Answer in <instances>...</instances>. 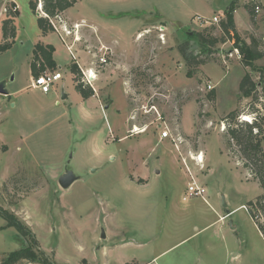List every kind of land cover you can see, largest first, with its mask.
<instances>
[{"label": "rangeland", "instance_id": "374dc122", "mask_svg": "<svg viewBox=\"0 0 264 264\" xmlns=\"http://www.w3.org/2000/svg\"><path fill=\"white\" fill-rule=\"evenodd\" d=\"M15 1L17 35L13 48L0 52V70L13 67L3 79L26 90L14 94L15 107L2 101L0 138L23 151L15 157L0 149V205L35 233L40 248L60 264H264V237L247 208L262 187L234 141L226 145L224 123L232 111L249 109L251 98L239 101L247 72L264 91V57L245 67L233 41L210 53L191 38L195 31L221 36L219 21L201 25L199 17L221 19L234 2L241 37L264 41V0H77L68 14L97 25L129 63L87 99L69 68L82 65L79 54L73 50L74 58L56 34L46 42L58 47V88L56 82L49 95L28 88L33 47L45 40L38 11L45 14L31 0ZM254 4L262 8L256 17L249 12ZM3 7L0 0V13ZM187 40L206 63L188 67L178 50ZM166 125L184 138L180 149L161 137ZM67 168L80 179L63 188ZM191 174L204 196H186ZM6 223L0 216V264L24 243Z\"/></svg>", "mask_w": 264, "mask_h": 264}, {"label": "trees", "instance_id": "16d2710c", "mask_svg": "<svg viewBox=\"0 0 264 264\" xmlns=\"http://www.w3.org/2000/svg\"><path fill=\"white\" fill-rule=\"evenodd\" d=\"M40 0H31L32 9L37 12ZM42 9L45 15H39L38 24L44 35L54 32L55 27L51 21L65 10L73 6L77 0H41ZM260 4H254L250 7L252 17L257 16L256 7ZM236 3H232L225 9L224 15L219 20L215 28L222 32L221 36H206L204 32H194L191 38L200 43L203 47H209L212 53L217 44L231 40L241 55V62L245 67L254 68V62L264 57V41L255 34H250V41L244 40L237 28L234 12ZM264 8V7H263ZM262 9V8H261ZM7 17L2 22L3 41L0 42V52L10 49L17 35L15 18L19 10L7 7ZM178 50L190 69L204 64L208 59H198L194 54L190 40L179 44ZM55 47L52 44L38 41L33 49L31 60V72L35 77L46 71H56L58 64L54 58ZM74 75L75 87L87 99L95 94L93 86L83 81L84 75L77 62H72L69 66ZM191 75V72L188 73ZM213 97V96H212ZM251 98L249 109L241 111L236 109L224 118L227 131L226 145L232 148V141L238 147L239 155L245 160V166L250 168L255 174L262 187V193L247 204V208L253 217L258 229L264 237V112L260 106H264V91L259 92L258 84L250 72H247L240 82V97ZM214 99V98H212ZM251 114L253 120H238L239 114ZM14 180V178H12ZM7 188V187H6ZM0 216L6 220L5 227H14L19 235L23 237V246L17 250L5 254L2 258V264H20L22 261L39 262L42 264H60L50 258L44 250L40 248L39 241L32 230L13 212L0 205Z\"/></svg>", "mask_w": 264, "mask_h": 264}, {"label": "crops", "instance_id": "0c3cea01", "mask_svg": "<svg viewBox=\"0 0 264 264\" xmlns=\"http://www.w3.org/2000/svg\"><path fill=\"white\" fill-rule=\"evenodd\" d=\"M9 2H14L17 5V7H18V4H17V2L15 0H10ZM228 2H230V0ZM227 8H228V5L224 6L222 11L224 9H227ZM18 10H19V7H18ZM236 10H238V8H236ZM236 10H235V13H234L235 21H236ZM67 11L68 10H65L61 14V17L63 19V24L68 26V28H70L72 30V34H70V35L64 34V32H62L63 31L62 30L63 24H61L59 21H57L56 24L58 25V28H59L60 32H58L56 30L54 32H50V33L44 35L42 33V31H41V33H42L43 37L45 38V40L41 39L39 41H43L44 43L52 44L55 47L54 58H55L57 64L59 63L58 59H57V56H56L57 55V51H58V47H57V45L53 44L52 42H48V41L46 42V39H48L51 36L56 34V35H58L59 39L64 44H66L65 46H66L67 50H69L67 45L68 44L72 45L73 46V50L79 54L78 57H79V59H81L82 65L80 64V62H78V64L81 67V69L83 71H85V72H87L88 70L92 69V72L97 74V76H96V78L94 80V83H96V81H97L98 89L95 88V94L93 96L94 97H98L99 96V89L100 88H104L105 84L107 83V81L110 80L115 75H118L119 73H125L127 71L129 63H127L125 61H121L118 58L115 47L110 42L106 41L102 37V35L100 33V30L97 27V25H95L94 23H91L85 17H82L80 20L79 19H74L73 17H71L68 14ZM18 15H19V13H18ZM6 17H7V14H6L5 8H2L1 13H0V42L3 41L2 22H3V20ZM77 24L79 26L75 27V25H77ZM236 25L238 26L237 23H236ZM238 28H239V26H238ZM241 30L242 29L239 28V31H241ZM69 40H70V42H69ZM12 48H13V46L10 49H12ZM101 48H103V49L101 50ZM105 48H107V50ZM33 49H34V47H33ZM141 53H142V50L140 48L138 50V52H137V57L138 58H141V55H140ZM106 54L111 55V57H110V60L108 62L103 63V66L106 69V72H102L101 69H100L101 65L98 64V60L97 59H98V57H101V56L106 55ZM32 56H33V51H32V55H31V60H32ZM30 66H31V61H30ZM12 71H13V67L8 69L7 73L3 72V70H0V80H2L6 74H10ZM3 80L6 81V88L8 89L9 93L7 95L0 94V106L2 105V101L4 99H8L10 102H13L12 106L15 107L18 102L13 100V96H14V94H17L19 92L25 91L26 90V85L23 86V87L17 88V89H14V88L12 89V88L8 87L9 86L8 85V81L6 79H3ZM33 81H34V76H33V79L31 81L30 87H28V88L36 90L38 88L32 87V82ZM59 81H57V83H56L57 84V88L59 86V84H58ZM38 90L40 91V89H38ZM50 93H51V91L49 93H43V94L44 95H49ZM56 94H57V92H56ZM62 95H63V98H68L69 97V94L67 92H65V89L63 88V86H62ZM0 113H1V111H0ZM22 147L23 146L21 144H20V146H19V144H17V145L15 144V146H13L3 136L0 138V149L3 152H5V153H12L13 154L15 152L14 156L18 155L21 151H23ZM9 173H10V170L7 172V174H9ZM227 214H229V213H227ZM225 216L226 215H223L221 218H225Z\"/></svg>", "mask_w": 264, "mask_h": 264}, {"label": "built area", "instance_id": "2783aa9c", "mask_svg": "<svg viewBox=\"0 0 264 264\" xmlns=\"http://www.w3.org/2000/svg\"><path fill=\"white\" fill-rule=\"evenodd\" d=\"M9 1L10 0H4V7L3 8H5V11L7 12L8 5L11 6L13 10L16 11L18 9L17 5L14 2H9ZM38 6H39V9L41 11H43V9H42V1L41 0L39 1ZM259 9H260V7L257 6L256 7L257 13L260 11ZM39 12L40 11H38V13ZM43 14H45V13L43 12ZM201 18L202 17H199L201 25H204V24H215V23H217L220 20V18L218 16H216V15L211 17V18H204V19H201ZM51 21H52V23H53V25L55 27V31L57 30L58 32H60L56 22L59 21L61 24H63V19H62L61 15H58L55 18H52ZM78 26H79L78 24L75 25V27H78ZM163 28H164V26H163ZM62 30H63L62 32H64V34H66V35L72 34V30L70 28H68V26H66L64 24H63ZM67 46H68V49L71 52L72 56L76 58V56H75V54L73 52V46L69 45V44ZM102 49L103 48H101V50ZM105 49L107 50V48H105ZM100 61H101V63H106L107 62V59H106L105 55L100 57ZM83 74H84L83 81L85 83L93 86L94 80H95L97 74L93 73L92 69L88 70L87 72L83 71ZM62 77H63L62 73L60 71H58V70H56V71H46V72H44V73H42L39 76L34 78V81L32 82V87L38 88L44 93H49L51 91V89H52V86L57 81L62 79ZM208 88L211 89L212 86L209 85ZM143 131H145V130H143ZM161 137L162 138L171 139V141L179 149H180V146H181V142L184 140V138L181 135H174L168 125H166L165 128L162 130ZM199 157H200V155H198L196 157V159H197V161L199 163H202L204 161V158H201V157L199 158ZM200 160H202V161H200ZM191 179H192V181L188 185V189H187L188 191H187V195L186 196H190V197H192V196H204L205 193H206L205 186L200 184L196 180V178H195V176L193 174H191Z\"/></svg>", "mask_w": 264, "mask_h": 264}, {"label": "water", "instance_id": "95a60500", "mask_svg": "<svg viewBox=\"0 0 264 264\" xmlns=\"http://www.w3.org/2000/svg\"><path fill=\"white\" fill-rule=\"evenodd\" d=\"M40 15V13H38ZM9 93L8 89L6 88V81L3 80L0 82V94L7 95ZM80 179V176L77 175L74 171L70 169H66L65 172L59 177V184L63 188L70 187L76 180ZM226 206V205H225ZM230 213V210L227 211ZM102 237H105V231H102Z\"/></svg>", "mask_w": 264, "mask_h": 264}, {"label": "bare ground", "instance_id": "6f19581e", "mask_svg": "<svg viewBox=\"0 0 264 264\" xmlns=\"http://www.w3.org/2000/svg\"><path fill=\"white\" fill-rule=\"evenodd\" d=\"M244 118H245V120L248 119V115H246ZM135 129H136V131H139V128L137 126H136ZM200 157L203 158V155H201V153H200ZM200 161H202V160H200Z\"/></svg>", "mask_w": 264, "mask_h": 264}]
</instances>
